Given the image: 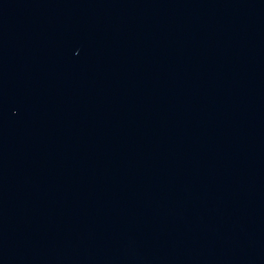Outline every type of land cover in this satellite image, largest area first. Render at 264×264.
<instances>
[{
	"label": "water",
	"instance_id": "1",
	"mask_svg": "<svg viewBox=\"0 0 264 264\" xmlns=\"http://www.w3.org/2000/svg\"><path fill=\"white\" fill-rule=\"evenodd\" d=\"M0 264H264V0H0Z\"/></svg>",
	"mask_w": 264,
	"mask_h": 264
}]
</instances>
